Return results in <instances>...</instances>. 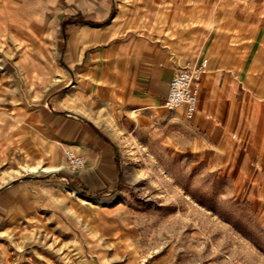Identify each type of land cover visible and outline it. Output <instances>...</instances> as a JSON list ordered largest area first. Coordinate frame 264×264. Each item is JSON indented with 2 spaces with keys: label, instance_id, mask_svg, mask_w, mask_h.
I'll use <instances>...</instances> for the list:
<instances>
[{
  "label": "rangeland",
  "instance_id": "obj_1",
  "mask_svg": "<svg viewBox=\"0 0 264 264\" xmlns=\"http://www.w3.org/2000/svg\"><path fill=\"white\" fill-rule=\"evenodd\" d=\"M166 1L158 15L180 51L201 19L195 10L210 5L236 67L248 60L251 79L237 96L250 94L248 138L216 129V115L125 108L116 95L89 117L71 112L95 122L115 152L113 169L89 166L80 146L47 126V64L2 27L18 10L0 7V264H264V78L258 83L253 68L264 0ZM125 2L134 15L150 12L148 0ZM187 3L195 10L179 5ZM229 123L243 132V122ZM69 151L85 165L73 168Z\"/></svg>",
  "mask_w": 264,
  "mask_h": 264
},
{
  "label": "crops",
  "instance_id": "obj_2",
  "mask_svg": "<svg viewBox=\"0 0 264 264\" xmlns=\"http://www.w3.org/2000/svg\"><path fill=\"white\" fill-rule=\"evenodd\" d=\"M148 2L150 12L141 16L134 15L125 0H54V4L49 0H0L5 11L18 10L16 21L10 19L0 26L29 40L36 60L47 64V82L40 85L54 87L47 97V126H53L50 131L62 138L61 143L80 146L89 166L97 170L105 165L113 169L115 152L99 126L92 120H81L78 114L89 117V109L111 102L116 95L125 108H164L175 71L187 65H204L196 115L208 119L216 115L215 128L225 126L237 142L246 140L244 135L250 133L246 113L249 92L243 90V101L237 100L251 79L246 70L248 60L237 68L234 44L229 40L223 47L217 10L210 5L195 10L188 9V3L179 4L187 12L201 13L182 52L178 40L163 32L158 15L168 2ZM232 19L233 14L227 11L223 24ZM253 68L259 72L255 79L262 82L264 42L253 58ZM79 90L89 99L81 98ZM73 111L78 114H71ZM231 121L243 122V132L238 125L230 126ZM110 176L114 178L115 172Z\"/></svg>",
  "mask_w": 264,
  "mask_h": 264
},
{
  "label": "built area",
  "instance_id": "obj_3",
  "mask_svg": "<svg viewBox=\"0 0 264 264\" xmlns=\"http://www.w3.org/2000/svg\"><path fill=\"white\" fill-rule=\"evenodd\" d=\"M204 71L203 63L187 65L175 71L169 87V92L164 100L163 106L170 112H177L184 107L187 117L191 118L196 114L198 98L201 88V77ZM73 168H80L85 165L82 156L69 151Z\"/></svg>",
  "mask_w": 264,
  "mask_h": 264
},
{
  "label": "bare ground",
  "instance_id": "obj_4",
  "mask_svg": "<svg viewBox=\"0 0 264 264\" xmlns=\"http://www.w3.org/2000/svg\"><path fill=\"white\" fill-rule=\"evenodd\" d=\"M198 100H199V98H198ZM198 106V105H197ZM179 109H184V107H181V108H179ZM185 110V109H184ZM197 112H198V107H197V111H196V114H197ZM80 194V193H79ZM100 203V202H99Z\"/></svg>",
  "mask_w": 264,
  "mask_h": 264
}]
</instances>
